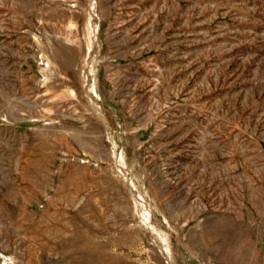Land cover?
<instances>
[{
	"label": "rangeland",
	"instance_id": "obj_1",
	"mask_svg": "<svg viewBox=\"0 0 264 264\" xmlns=\"http://www.w3.org/2000/svg\"><path fill=\"white\" fill-rule=\"evenodd\" d=\"M0 264H264V0H0Z\"/></svg>",
	"mask_w": 264,
	"mask_h": 264
}]
</instances>
